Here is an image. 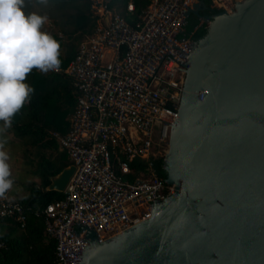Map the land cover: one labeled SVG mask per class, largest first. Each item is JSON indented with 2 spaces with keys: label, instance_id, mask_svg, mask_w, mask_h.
I'll use <instances>...</instances> for the list:
<instances>
[{
  "label": "built area",
  "instance_id": "obj_1",
  "mask_svg": "<svg viewBox=\"0 0 264 264\" xmlns=\"http://www.w3.org/2000/svg\"><path fill=\"white\" fill-rule=\"evenodd\" d=\"M135 18L113 9V0H89L95 19L66 68L76 102L65 134L53 132L75 172L63 197L42 211L48 236L56 242L55 264H82L87 232L100 242L152 216L155 203L177 190L158 175L178 121L188 77L189 56L199 41L188 31L198 0H146ZM245 0H210L213 13L232 14ZM133 0L126 4L134 14ZM203 92L199 98L203 99ZM27 223L24 206L0 194V220ZM7 248L0 236V253Z\"/></svg>",
  "mask_w": 264,
  "mask_h": 264
},
{
  "label": "water",
  "instance_id": "obj_2",
  "mask_svg": "<svg viewBox=\"0 0 264 264\" xmlns=\"http://www.w3.org/2000/svg\"><path fill=\"white\" fill-rule=\"evenodd\" d=\"M202 19L163 166L178 190L105 242L88 229L82 264H264V0ZM74 172L46 190L63 193Z\"/></svg>",
  "mask_w": 264,
  "mask_h": 264
},
{
  "label": "trees",
  "instance_id": "obj_3",
  "mask_svg": "<svg viewBox=\"0 0 264 264\" xmlns=\"http://www.w3.org/2000/svg\"><path fill=\"white\" fill-rule=\"evenodd\" d=\"M129 1L113 0V9L120 10L124 16L135 18L147 4L146 0H133L135 13L127 15L126 4ZM206 2L210 3V0ZM35 10L42 16L47 14L62 35L68 38L65 45L61 37L52 35L60 46L65 45L64 55L59 51L60 64L57 67L66 68L82 40L95 27L89 0H24L26 14ZM198 23V20L190 21L188 31L193 30ZM205 34L206 29L200 28L197 31L198 39ZM26 82L32 86L33 92L24 106L13 115L8 129L23 146L39 184L26 186L28 195L18 201L28 216L24 230L16 222L9 225V219L0 220V236L7 244V248L0 253V264H55L56 242L46 232L42 211L49 203L64 195L47 191L46 188L52 176L72 164L67 154L59 150L53 132L65 134L68 131L67 117L74 110L76 94L70 79L53 71L45 72L34 67L26 75ZM29 154L34 155L35 159L28 158ZM163 166L164 160L161 158L156 162V170L160 177L166 178Z\"/></svg>",
  "mask_w": 264,
  "mask_h": 264
},
{
  "label": "clouds",
  "instance_id": "obj_4",
  "mask_svg": "<svg viewBox=\"0 0 264 264\" xmlns=\"http://www.w3.org/2000/svg\"><path fill=\"white\" fill-rule=\"evenodd\" d=\"M44 20L36 12L26 14L24 0H0V121L5 127L33 92L26 75L34 67L46 72L60 64L59 42L41 30ZM8 159L0 150V194L13 183Z\"/></svg>",
  "mask_w": 264,
  "mask_h": 264
},
{
  "label": "rangeland",
  "instance_id": "obj_5",
  "mask_svg": "<svg viewBox=\"0 0 264 264\" xmlns=\"http://www.w3.org/2000/svg\"><path fill=\"white\" fill-rule=\"evenodd\" d=\"M34 12L37 13V10ZM45 13V12H44ZM45 20L41 27L42 31H46L53 36H62V41L66 45L68 38L62 35L60 29L50 20L47 14H44ZM65 45L60 46L59 51L64 55ZM70 116L67 117L69 120ZM0 139L3 140V144L0 145V150H4L8 153V163L10 167V176L13 181L12 186L5 192L11 195L16 200H20L22 197L28 195L26 186L36 183L39 184V179L33 174L34 167L29 164L27 156L25 155L24 148L16 139L13 134L9 131L8 126H4L2 121L0 124ZM60 150V149H59ZM47 155L49 153H46ZM54 156V155H53ZM34 158L35 156L29 154L28 158ZM1 235V234H0Z\"/></svg>",
  "mask_w": 264,
  "mask_h": 264
},
{
  "label": "flooded vegetation",
  "instance_id": "obj_6",
  "mask_svg": "<svg viewBox=\"0 0 264 264\" xmlns=\"http://www.w3.org/2000/svg\"><path fill=\"white\" fill-rule=\"evenodd\" d=\"M203 1L205 2V4H206V6H207L208 9L207 10H202L200 12L202 17L205 16V15H207V14H212L213 13V11L211 9V2L210 3H207L206 0H203ZM202 17L199 18V17H197L195 15H190L189 16V22L190 21H194V20H198L199 21L198 25H200L201 21L203 20Z\"/></svg>",
  "mask_w": 264,
  "mask_h": 264
},
{
  "label": "crops",
  "instance_id": "obj_7",
  "mask_svg": "<svg viewBox=\"0 0 264 264\" xmlns=\"http://www.w3.org/2000/svg\"><path fill=\"white\" fill-rule=\"evenodd\" d=\"M61 38H62V36H61ZM69 121V120H68ZM61 151V150H60ZM17 201H19V200H17ZM13 221L12 220H9V225H13ZM46 228V227H45Z\"/></svg>",
  "mask_w": 264,
  "mask_h": 264
}]
</instances>
